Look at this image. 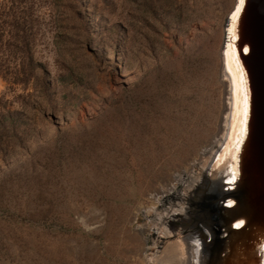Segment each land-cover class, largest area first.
<instances>
[{
    "label": "rangeland",
    "instance_id": "rangeland-1",
    "mask_svg": "<svg viewBox=\"0 0 264 264\" xmlns=\"http://www.w3.org/2000/svg\"><path fill=\"white\" fill-rule=\"evenodd\" d=\"M235 2L0 0V264L160 252L146 217L219 130Z\"/></svg>",
    "mask_w": 264,
    "mask_h": 264
},
{
    "label": "water",
    "instance_id": "water-1",
    "mask_svg": "<svg viewBox=\"0 0 264 264\" xmlns=\"http://www.w3.org/2000/svg\"><path fill=\"white\" fill-rule=\"evenodd\" d=\"M223 48L236 52L246 114L197 169L206 187L192 212L208 230L197 264H264V0H236Z\"/></svg>",
    "mask_w": 264,
    "mask_h": 264
},
{
    "label": "bare ground",
    "instance_id": "bare-ground-1",
    "mask_svg": "<svg viewBox=\"0 0 264 264\" xmlns=\"http://www.w3.org/2000/svg\"><path fill=\"white\" fill-rule=\"evenodd\" d=\"M220 57L221 81L225 86V95L219 130L202 149L201 158L192 164L189 171L184 170L181 175H177L176 183L164 192L163 198L168 195V205H163L160 210L154 208L153 215L146 217L149 226L147 231L155 228L159 232L152 241L153 245L159 243L157 239H161L163 243L159 253L156 251L151 256L148 255V264H197L202 254V246H205L203 232L208 231L207 227L201 220L202 225H199L198 218L192 212L193 205L201 198L203 188L206 187L205 179L199 181L201 175L197 169L213 154L219 141L226 135L230 123L234 133L240 128L246 107L243 76L235 50L230 48L225 51L222 44ZM171 192H175V197L170 196ZM146 236L152 239L151 234Z\"/></svg>",
    "mask_w": 264,
    "mask_h": 264
},
{
    "label": "snow or ice",
    "instance_id": "snow-or-ice-1",
    "mask_svg": "<svg viewBox=\"0 0 264 264\" xmlns=\"http://www.w3.org/2000/svg\"><path fill=\"white\" fill-rule=\"evenodd\" d=\"M243 2H244V0H240V3L241 4H243ZM239 11H240V9L239 8H237V10H236V12L237 13H239ZM234 19H236V14H234ZM246 114V113H245ZM233 178H235V174H234V177ZM229 203H231V202H229ZM243 222H241V224H242ZM241 225L240 224H237L236 225V227H240Z\"/></svg>",
    "mask_w": 264,
    "mask_h": 264
}]
</instances>
